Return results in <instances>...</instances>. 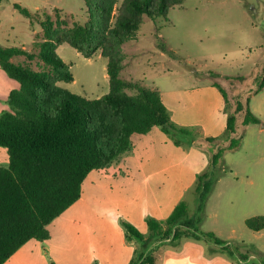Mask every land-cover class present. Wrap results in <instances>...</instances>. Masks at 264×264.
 I'll return each mask as SVG.
<instances>
[{
  "label": "rangeland",
  "instance_id": "rangeland-1",
  "mask_svg": "<svg viewBox=\"0 0 264 264\" xmlns=\"http://www.w3.org/2000/svg\"><path fill=\"white\" fill-rule=\"evenodd\" d=\"M16 5L32 16L20 13ZM46 17L70 26L88 19L84 0H1L0 47L36 54L34 43L45 37ZM121 51V77L158 90L171 123L193 134H165L161 127L134 134L129 151L109 168L88 175L80 200L48 226L49 240L28 242L5 264H127L142 247L129 239L123 223L148 236L147 221L166 220L181 202L192 216L198 180L205 174L214 181L201 215L202 229L264 259V229L254 232L245 224L264 215V89L257 93L264 68V0H185L166 19H145L137 39ZM56 54L74 77L63 87L89 99L109 92L107 60L100 53L88 59L63 44ZM14 61L24 63L26 58ZM42 66L38 58L33 60L34 70L42 71ZM18 89L19 82L0 68V117L13 113L8 96ZM248 101L260 123L245 126L244 111L237 107L240 102L246 108ZM232 115L234 135L227 130ZM232 137L242 139L241 146L227 152L214 169L212 153L228 146ZM208 138L215 142L207 144ZM9 164L7 149L0 147V167Z\"/></svg>",
  "mask_w": 264,
  "mask_h": 264
},
{
  "label": "trees",
  "instance_id": "trees-1",
  "mask_svg": "<svg viewBox=\"0 0 264 264\" xmlns=\"http://www.w3.org/2000/svg\"><path fill=\"white\" fill-rule=\"evenodd\" d=\"M184 1L84 0L88 19L83 23L70 26L60 18L56 22L45 18V37L34 43L36 54L22 47H0V68L20 84V89L8 96L13 113L0 117V147L7 149L10 158L8 167H0V264H5L29 241L48 240V226L79 201L88 175L110 167L129 151L134 134H147L154 127H161L165 134H193L171 123L158 90L121 77L122 46L137 39L145 19H166L169 11ZM15 7L23 15L32 16L27 9ZM63 44L88 59L97 53L107 59V94L89 99L62 86L74 81L68 64L56 54ZM18 57H25L26 62H15ZM35 58L42 62V71L32 68ZM213 86L226 100L221 84L215 81ZM263 89L264 68L257 93ZM237 111H244L245 126L260 123L251 112L249 101L246 108L238 102ZM227 130L231 135L237 133L235 115L227 119ZM212 142L214 138L206 139L207 144ZM241 144L242 139L232 137L228 146H218L211 155V166L216 169L224 155L239 149ZM213 181L208 174L199 177L197 209L192 216L187 204L181 202L166 220L147 221L148 236L123 223L129 239H135L142 247L129 264H159L162 248L177 247L185 240L202 244L208 256L223 255L237 264H264V259L250 256L213 231L202 229L201 215ZM245 224L259 232L264 229V215L250 217Z\"/></svg>",
  "mask_w": 264,
  "mask_h": 264
},
{
  "label": "crops",
  "instance_id": "crops-1",
  "mask_svg": "<svg viewBox=\"0 0 264 264\" xmlns=\"http://www.w3.org/2000/svg\"><path fill=\"white\" fill-rule=\"evenodd\" d=\"M98 171H101V170H98ZM213 232L216 233V231H213ZM216 235L219 236L217 233ZM223 240H226V239H223ZM226 241H229V240H226ZM130 242H131L130 245H132L133 240ZM135 247L136 245L134 244V247H133L134 250L137 249ZM114 260H115V257H112V260L110 261L114 263L115 262ZM129 260L130 261L127 264H129L132 261V259H129ZM158 261H159V264H237L235 261H231L223 255L208 256L206 248L202 244L193 242L191 240H185L181 243V245L177 247L162 248L160 252L158 253Z\"/></svg>",
  "mask_w": 264,
  "mask_h": 264
}]
</instances>
